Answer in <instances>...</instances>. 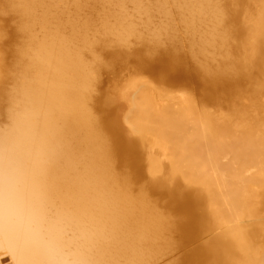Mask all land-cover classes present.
Instances as JSON below:
<instances>
[{
  "label": "bare ground",
  "instance_id": "bare-ground-1",
  "mask_svg": "<svg viewBox=\"0 0 264 264\" xmlns=\"http://www.w3.org/2000/svg\"><path fill=\"white\" fill-rule=\"evenodd\" d=\"M258 14L231 20L264 43ZM0 17V264H165L172 234L200 227L221 233L166 264H264V98L223 109L264 51L251 40L211 64L227 32L219 0H0ZM112 43L128 65L177 70L201 100L163 72L96 93Z\"/></svg>",
  "mask_w": 264,
  "mask_h": 264
},
{
  "label": "rangeland",
  "instance_id": "rangeland-1",
  "mask_svg": "<svg viewBox=\"0 0 264 264\" xmlns=\"http://www.w3.org/2000/svg\"><path fill=\"white\" fill-rule=\"evenodd\" d=\"M219 3L222 5L223 15H224V17H226V21L224 23V27L227 29V32L225 33L226 37H225V43L223 45L219 44L218 47H210V49H218V51L214 53V56L209 60L211 62V64L214 67L217 66L219 68L218 64L221 61H223V54H224V52H222L220 49H227L229 54L232 57L239 58L240 52L247 51L248 48L250 49L249 45H250V41L251 40L255 41L257 39V42H256L257 43L256 44L257 53L259 51H261V50L264 51V43L260 40L261 37L257 38L258 35L260 34V32H255V30H253V33H249L250 31L248 33L247 32H243L242 33L240 31V29H239L238 24L235 21L231 20V18L235 15L236 12L241 11L242 12V15H241L242 18L241 19L244 20V18L247 17L248 19L245 18L244 21L247 22L246 24H248V21L250 22V20H254L255 19V15L260 13V11H261V9L263 8V5H264V0H219ZM252 13H253L254 19L252 17ZM6 15L9 16V14H6ZM244 15H246V16L244 17ZM7 16H5V17H7ZM2 17L4 18V21H5V17L4 16H2ZM250 17H252V19ZM10 18H11V16H9V19ZM1 19L2 18L0 17V20ZM10 20H11V23H10V21H8V18H7L8 23H10L9 25L12 27L14 25L13 23L15 21H12V19H10ZM163 20H164L163 16L156 15V17L154 19V24L158 25ZM1 21H3V20H1ZM244 21H243L244 25L242 24L243 27L246 25ZM238 23L240 24L242 22H238ZM178 25H179V31H178L179 33H177V35L179 37H181L182 41H183L182 42V46H181L183 48H181V49H182V51L184 50L185 55L187 54V56H188V52H189V49H190V45L188 46V43H189V38L188 37H189V35L187 34V32H185L184 28L182 27V25L180 23ZM248 25H250V23ZM245 28H247V27H245ZM200 29L203 30V29H208V28H206V25L204 24L203 27H201ZM247 29H249V26H248ZM163 37H165V35ZM166 40L167 39L163 40L162 46L158 47V49H168V47L171 46V42L170 41H166ZM132 45H133L134 49H131V50L139 49L142 46V44L136 39H132ZM106 50H107V53L106 52L104 53V51H101V52H102L104 61L106 63H108L109 67L101 69L100 77H99V84L96 86V91H95L96 93H100V95H101L102 92H103L102 95H107L110 92L111 94H113L111 97H113V96L116 97L117 96L116 90L117 91L119 90V86L120 85L122 86L127 81H129V78L131 79V77H133V76H135L137 74H140V75L145 74L143 76H147L148 78L150 76L152 79H155V81L160 79V76L164 74L165 77H166V80L165 79L164 80L166 82H164L165 84L163 82H162L163 84L161 83L164 87H166L167 89H171L173 91H178L180 89L181 90H186L188 88L187 90L190 91L189 93L194 95L197 100H201L202 94H201L200 88H198L199 85L197 83L195 84V83H192V82H191L192 83V85H191V84H189V81L187 79L182 78V77H175V76H177L179 74V72L177 70H174V71L178 72V73H175L173 71L174 74H175V76H174L173 72L171 71V70H173L172 68H167L166 67L167 69H170V70H168L169 71L168 72V71H166V68H164V66H162L160 63L157 62L155 64L156 65L155 69H153L152 71H144V70H142V68H139L138 65H136V63H134V61L129 62V65H128L126 62H123L121 60L119 61V59L123 58L121 55L117 54L116 56H112L110 54L111 52H115L116 53L117 50H120V48L115 43H112L110 46H108ZM262 56L264 58V55H262ZM188 58H189V56H188ZM188 61H189L190 64H192L191 59H188ZM258 62H259V60H256L255 66L253 67L252 70L248 68L247 72L245 71L246 75H244V71H242V73L238 76V78L236 80H233L234 81L233 84H230L229 86L228 85L225 86L224 90L227 92V95L231 94V96H233L232 97L233 98L232 101L230 99V100H225L226 103L223 102V105H224L223 109L225 111H227L228 113L232 114V113L240 112L241 108H239V107L241 106L242 102H246L250 106L251 105L255 106L256 104L260 103L261 98H264V65H263V63L259 64V65L256 64ZM121 63H122V65H120ZM123 65H127V66L124 67ZM140 72H142V73H140ZM161 72H163V73H161ZM160 73H161V75H160ZM166 73H168L169 75L166 74ZM156 75H157L158 78L156 77ZM122 81H124L125 83H123ZM197 85H198V87H197ZM117 86H118V88H117ZM110 93H109V95H110ZM123 127L125 128V126H123ZM142 162L139 163V165L141 164L140 166H144L145 167V165H146V163L144 164L145 161H142ZM122 167L129 168L128 166H122ZM131 167H134V166H131ZM131 167H130V169H132ZM134 169L135 168H133L132 170H134ZM141 177H140V180L142 182L143 181H145V182L142 183L140 180H138V181L135 180L134 183L132 182L135 187L141 186L143 184H146L147 181L150 179V178L148 179V175H143ZM149 182L150 181H148V184H149ZM139 184H141V185H139ZM157 190L156 189L153 190L155 192V194L153 193V191H151L153 196L155 195L153 198L156 199L158 197L157 199H164L163 198V196H165L164 193H163L164 190H160L159 189L160 193ZM156 191H157V193H156ZM161 193H163L162 196H161ZM263 211H264V208H263ZM263 215H264V213H263ZM203 228L200 227V228H198L196 230V232H195L196 237H195V235H193L192 240H191V238L183 237L181 234H178L179 236L177 237V234L174 232L172 234L173 237H174V238L172 237L173 238L172 241L173 242L175 241L174 244L178 243L177 245L179 246V248L175 244L174 251L173 252L168 251V252H170L172 254L170 259L173 257V255L177 254L178 258L181 259V257H182V260H183L184 259L183 256H185V254H187L192 249L200 247L199 244H202V243L208 241V239H206V238H209V235H210L211 239H215L214 235L216 236L219 233H221V230L219 232L218 229H215L214 232L212 231L213 233H208L209 234L208 235L207 231L206 232L204 231L206 234L203 232ZM202 232L206 235L205 237H204V234ZM211 234H212V236H211ZM199 236H200V238H199ZM176 237L179 238L178 241L174 240ZM262 239H264V238H262ZM193 240L196 243H194ZM263 242H264V240H263ZM179 243L181 245H179ZM190 244H193L195 247H192L193 245H190ZM181 248H183L182 251H181V252H183V254H182L183 256H181V253L178 254L180 252L179 250H181ZM176 249H177L176 254H173V253H175ZM183 250L185 251V253H184ZM169 254H168L167 259L169 258ZM173 258L175 259V257H173ZM173 258L171 260L170 259L166 260L165 264H166L167 261H168L167 263H169L170 261L174 260Z\"/></svg>",
  "mask_w": 264,
  "mask_h": 264
}]
</instances>
